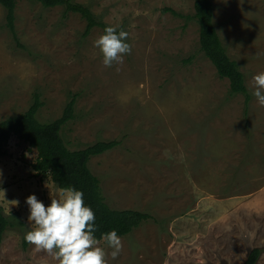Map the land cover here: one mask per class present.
I'll list each match as a JSON object with an SVG mask.
<instances>
[{
    "label": "rangeland",
    "instance_id": "rangeland-1",
    "mask_svg": "<svg viewBox=\"0 0 264 264\" xmlns=\"http://www.w3.org/2000/svg\"><path fill=\"white\" fill-rule=\"evenodd\" d=\"M96 18L129 33L132 53L105 67L93 46L103 33L65 7L18 0L16 35L0 4V119L25 112L36 94L42 122L61 117L71 149L99 140L120 144L93 156L90 168L109 205L148 212L108 264H243L260 247L264 264V107L230 94L200 44L195 0H76ZM230 57L252 77L264 72V0H212ZM166 9V10H165ZM175 10L181 15L175 14ZM251 92V91H250ZM38 151L13 135L0 155V205L15 226L0 245V264H58L24 248L25 200L47 206L61 188L33 168Z\"/></svg>",
    "mask_w": 264,
    "mask_h": 264
},
{
    "label": "trees",
    "instance_id": "trees-1",
    "mask_svg": "<svg viewBox=\"0 0 264 264\" xmlns=\"http://www.w3.org/2000/svg\"><path fill=\"white\" fill-rule=\"evenodd\" d=\"M37 1L45 7L64 6V16L69 12L79 13L87 21L84 35H88L96 26H101L103 29L108 27L96 18L89 6L76 0ZM17 2L18 0H0V4L6 10L7 25L15 38H17L15 25ZM194 6V17L200 27L202 50L216 67L219 76L229 79L230 94L245 95L248 110L252 95L244 72L237 61L230 57L219 35L214 21L212 0H195ZM169 10L181 15L173 9ZM42 105L40 96L36 94L34 102L25 112L0 119V155L6 154V146L13 135L36 148L38 158L32 165L42 179L50 178L61 189L71 186L84 192L86 203L91 205L96 213V223L99 226L97 237L112 229L117 230L120 236H126L145 220L151 218L150 213L142 210L111 207L103 194L100 178L90 168L89 162L93 156L115 148L120 144L119 140H99L78 149H71L66 144L62 129L74 117L76 95L68 102L63 115L53 121L42 122L38 119V112ZM13 226L15 223L4 213L0 205V245L7 230ZM24 236L22 245L27 248L29 244L25 242ZM261 253L260 247L252 248L243 264H257Z\"/></svg>",
    "mask_w": 264,
    "mask_h": 264
},
{
    "label": "clouds",
    "instance_id": "clouds-1",
    "mask_svg": "<svg viewBox=\"0 0 264 264\" xmlns=\"http://www.w3.org/2000/svg\"><path fill=\"white\" fill-rule=\"evenodd\" d=\"M129 33L114 26H108L104 33L94 41L93 46L102 53L105 67L122 64L125 55L132 53L128 43ZM251 95L264 107V72L252 77ZM28 206V225L33 230L25 233L26 243L35 246L37 251H44L58 264H108L109 253L101 246L105 241L110 255L116 259L123 250L122 237L112 229L97 237L99 226L96 213L85 201V194L75 187L59 190L57 198L50 203L31 194L25 200Z\"/></svg>",
    "mask_w": 264,
    "mask_h": 264
}]
</instances>
